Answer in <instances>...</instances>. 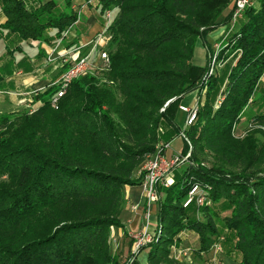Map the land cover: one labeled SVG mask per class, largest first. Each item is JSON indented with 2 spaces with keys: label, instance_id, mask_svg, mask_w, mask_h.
Masks as SVG:
<instances>
[{
  "label": "trees",
  "instance_id": "16d2710c",
  "mask_svg": "<svg viewBox=\"0 0 264 264\" xmlns=\"http://www.w3.org/2000/svg\"><path fill=\"white\" fill-rule=\"evenodd\" d=\"M72 1L0 0L1 29L21 41H48L49 30L61 37L77 22ZM255 2L222 53L237 55L226 84L210 78L181 131L179 105L207 74L193 63L197 42L210 44L208 35L231 23L232 0H100L102 15L114 13L105 70L73 81L56 107L57 85L32 113L0 112V264H121L109 238L122 227L123 189L142 185L146 159L181 135L191 164L159 187L149 264H177L167 247L184 231L198 235L200 252L224 232L240 264H264V141L255 137L264 132L234 136L245 108L263 99L254 96L264 78V0ZM250 122L264 126V112ZM195 185L211 206L184 208Z\"/></svg>",
  "mask_w": 264,
  "mask_h": 264
},
{
  "label": "crops",
  "instance_id": "0c3cea01",
  "mask_svg": "<svg viewBox=\"0 0 264 264\" xmlns=\"http://www.w3.org/2000/svg\"><path fill=\"white\" fill-rule=\"evenodd\" d=\"M32 4L34 0H26ZM72 8L79 15V22L73 30L74 37L61 41L57 37L56 30L48 31V41H21L16 34L9 33L1 29L6 22V17L0 6V72L3 76V82L0 84V112L11 113L25 109V105H34L35 99L26 95L27 92L48 89L52 83L57 82L62 73L65 71L59 60L47 63L46 59L53 49L57 51L63 48H71L81 45L86 49L94 45V41L98 37H104L108 42L105 34V18L101 14L100 0H73ZM222 28H219L208 35L209 42H214L221 35ZM99 40V39H98ZM104 40V41H105ZM105 43V42H104ZM194 51L193 62L198 67H205L206 56L205 50H200L198 46ZM91 48V49H92ZM89 52V51H87ZM193 94L188 95L182 101L183 104L193 106ZM185 114L178 112L176 115V123L180 129H184ZM181 140L176 138L171 142V148L167 150L166 156L171 159L174 154L181 153V147H174V144ZM184 148V145H183ZM124 206L120 216L122 224L121 228H112L110 238L112 239L110 246L114 247L117 256L121 259L127 258L132 250V241L130 237L136 234V231L142 225H146V230L152 231L158 225L157 205L151 206V217L147 221L146 203L143 198V189L141 185L126 186L123 189ZM139 205L138 210L134 211L133 207ZM144 225V226H145ZM195 236L199 242V237L193 232H188ZM188 234V235H189ZM184 239V237H183ZM236 253V252H235ZM148 253L143 252L140 256L141 264L147 263ZM238 256L237 264H240L241 256Z\"/></svg>",
  "mask_w": 264,
  "mask_h": 264
},
{
  "label": "rangeland",
  "instance_id": "374dc122",
  "mask_svg": "<svg viewBox=\"0 0 264 264\" xmlns=\"http://www.w3.org/2000/svg\"><path fill=\"white\" fill-rule=\"evenodd\" d=\"M56 1L60 5V7H62V8L65 7L64 0H56ZM255 5H256L255 0H250V6L249 7L255 6ZM230 8L232 11L231 12V23L228 26L220 27V28H222V32H221L220 37L218 39H216L214 42H212V43L210 42V44H208V45H206L202 40H199L197 42V43H199L198 46L200 47V50H202V51L205 50L206 65H205V67H201V68H204L206 70L207 74L203 78L201 85H200V88L197 91L188 94V95H191V94L194 95V96H192V97H194L193 102H192V104H193L192 107L199 108V103H200V101L204 100V97H205L207 90H208L209 80L212 76H214L215 74L220 75V77L225 80V84H226V79H227L228 75L230 74L231 69L235 63V58L237 56L236 54L231 55L228 58H225L226 54H224V56L222 57V53H223L224 49H226L228 47L229 39L232 37L233 34H235L239 30L240 26H242L243 22L245 21V15H243V17L240 20H238L236 25H232V18H233V12H234V0H232ZM72 10H73V8H72ZM73 12L77 14V17H78L77 22L75 24H73L71 27H69L62 34V36L59 38L61 41L59 42L58 46L61 45V42L63 40L65 41L66 39L67 40L70 39V37L71 38L74 37L73 30H74L75 25L79 22V15L74 10H73ZM104 37L105 36L98 37L94 41V44L99 39V40H101L100 43L102 45H104L103 47L107 48L108 42L104 39ZM77 47H80L84 54L88 53L87 51L90 52L92 50L91 49L92 47H88L90 49V50H88L81 45L73 46L71 48H69V47L63 48L60 51H57V49H58V47H57V48L52 50V52L49 54L46 61H47V63H52L55 60L56 61L59 60V63L66 70V67H64V61H63L64 58L62 57V55L65 51L66 52L68 51V53H70L73 49H75ZM196 47H197V45H196ZM102 71H99V73ZM62 75H63V73H62ZM46 91L47 90H44L43 93H45ZM31 92H27L26 95L35 99L36 103L34 105L33 104L32 105H29V104L25 105V109L23 108L21 111L32 113L42 105V102L37 100V98L41 94H39V96L33 97L32 95H30ZM188 95H186L185 97H187ZM259 96H263V99L259 103H257V104L253 103L249 107L245 108L243 114H241L240 122L238 124H236L234 127V136L236 138L242 140L256 130H261L264 132V126L255 125V124L250 122L251 116L264 112V104H263L264 103V78L262 79V83H261L259 89L257 90L255 96H254L255 101H257V99H259L258 98ZM183 99H182V101H183ZM222 99H223L222 96L217 99L216 108H218ZM182 101L179 105L177 113L178 112L183 113L180 110L182 106L189 107V108L191 107L189 105L183 104ZM260 103L263 105L262 107H260ZM52 106H53V104H52ZM56 106H53V107H56ZM186 126H187L186 120H184V129H181V131H184L187 128ZM164 131H165V129H164ZM255 137L259 138V140H261V141H264V139L261 137V135L259 133H257ZM179 138H181L183 141L186 140L183 135H181ZM167 144H171V142H169V143L161 142L160 144H158L157 147H160V148L162 146L165 147V145H167ZM187 144L189 146V150H188L187 154H184L182 151L181 153H176L173 156V157H175V155H179L182 158V160L179 163V166H177L175 173H174L175 174V178H174L175 180H176V175L180 174L182 172V170L187 165L191 164L189 157L191 155L192 145L188 140H187ZM183 145H184L183 142L181 140H179L174 144V147L179 146V148L181 147V150H182ZM164 151H165L164 153L167 152L166 148H164ZM206 157H207L209 163L214 162V159H213V156L211 153L207 152ZM209 163H206V164L209 165ZM143 166H144V164L142 165V167L140 168V170L138 172L143 170ZM159 203H160V201L155 205H157V207H159ZM205 205H207V206L212 205L211 197H207V201L205 202ZM228 214L229 213H224L223 216H226ZM144 225H142L141 227H139L137 229L138 231H136V234H139V233L146 230L147 226L146 225L144 226ZM116 228H121V227H116ZM151 232L156 233V236H157L158 225ZM188 232H191V231H184V232L180 233L179 236L178 235L175 236L172 240V244L168 245L169 247L165 246L168 249H170L169 258L171 261H174L177 264H237L238 256L236 255V253L234 251L231 250V245L229 243H227L226 233H224V232L220 233V236L218 237L215 244L211 247V249L209 251L200 252L199 251L200 241L198 242V240H196L195 236L189 234ZM156 236H155V239L151 243H153L156 240ZM183 237H184V239H183ZM130 239H131L132 245H133V237H130ZM111 241H112V239L109 238V244L111 243ZM149 245H147V246H149ZM147 246H145L143 249H141V251L138 254H133L132 250H131L130 255L127 258H123L121 260L117 256V252H115L114 247L111 248V252L114 256L119 258L121 264H141V262H140L141 254L143 252H146V253L149 252V248ZM216 246H221V251H219L216 248ZM146 264H149L148 255H147V263Z\"/></svg>",
  "mask_w": 264,
  "mask_h": 264
},
{
  "label": "built area",
  "instance_id": "2783aa9c",
  "mask_svg": "<svg viewBox=\"0 0 264 264\" xmlns=\"http://www.w3.org/2000/svg\"><path fill=\"white\" fill-rule=\"evenodd\" d=\"M250 6V0H234V12L232 18V25H236L240 20L246 9ZM105 29L112 23L114 18L113 11H107L105 13ZM109 40V39H107ZM101 40H98L90 52L84 54L80 47L73 49L70 53L64 52L62 57L64 58V67L66 70L60 79L52 83L49 88L57 85L60 86V90L52 100L53 106H56L60 98H62L69 89L70 85L76 79L85 77L88 75H96L99 71L105 70L109 63V54L106 47H103ZM48 88V89H49ZM41 89L32 91L30 95L33 97L39 96L44 90ZM186 116V127L191 126L197 116L198 108L196 107H185L182 106L180 109ZM171 148V144L165 145V147H157L156 153L149 156L143 166L144 179L142 182L143 198L146 203V216L145 219L148 221L151 217V206L157 204L161 197L159 193V187H171L175 183V170L179 166L182 158L179 155H175L172 159H168L166 153ZM207 201V193L204 188L199 185H195L187 197L184 203V208H188L193 203L197 206L202 207ZM139 205H135L133 210H138ZM156 233L145 230L139 234H134L132 253L138 254L141 249L149 245L155 239ZM221 251V246H216Z\"/></svg>",
  "mask_w": 264,
  "mask_h": 264
}]
</instances>
